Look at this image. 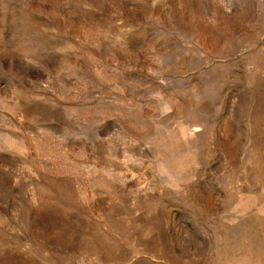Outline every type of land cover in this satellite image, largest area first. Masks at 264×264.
Segmentation results:
<instances>
[{"label":"rangeland","instance_id":"rangeland-1","mask_svg":"<svg viewBox=\"0 0 264 264\" xmlns=\"http://www.w3.org/2000/svg\"><path fill=\"white\" fill-rule=\"evenodd\" d=\"M0 264H264V0H0Z\"/></svg>","mask_w":264,"mask_h":264}]
</instances>
